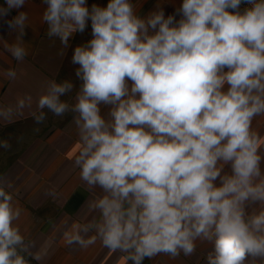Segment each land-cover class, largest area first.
<instances>
[{
  "label": "clouds",
  "instance_id": "obj_1",
  "mask_svg": "<svg viewBox=\"0 0 264 264\" xmlns=\"http://www.w3.org/2000/svg\"><path fill=\"white\" fill-rule=\"evenodd\" d=\"M27 3H0L17 61L28 55ZM43 3L50 39L69 47L89 27L91 37L72 48L75 81L48 80L35 109L31 95L0 104V122L25 108L36 125L72 114V164L93 198L66 245L99 242L144 264L206 244L204 264H264V143L253 129L264 117V0H181L173 14L143 15L133 0ZM13 187L0 176V264H30L42 256L16 223Z\"/></svg>",
  "mask_w": 264,
  "mask_h": 264
},
{
  "label": "crops",
  "instance_id": "obj_2",
  "mask_svg": "<svg viewBox=\"0 0 264 264\" xmlns=\"http://www.w3.org/2000/svg\"><path fill=\"white\" fill-rule=\"evenodd\" d=\"M140 14H146L157 6L166 14H173L181 0H133ZM3 3V0H0ZM89 4L106 5L107 0H88ZM45 9L43 0H28L25 8L29 15V26L25 40L28 55L23 61L15 60L7 51L14 35H9L6 23L0 20V104L15 105L17 100L31 95L33 109L35 101L51 79L75 81L71 64L72 48L91 37V29L77 34L64 47L57 38L47 36V25L42 23ZM17 14L13 10L7 19ZM12 68L15 80L5 76ZM78 84V81H77ZM74 93L64 97L72 100ZM39 127V132L34 129ZM253 129L264 143V117H257ZM0 139L10 140V150L0 149V176L11 180L14 187V203L22 209L18 224L26 242H31L32 251L42 259H30V264H128L121 253H113L99 242L88 249L68 246L64 233L67 226L90 218L89 203L93 198L79 179V170L72 160L78 146L72 114L63 118L48 113L47 120L34 124L30 109L11 123L0 122ZM208 245L199 244L197 253L191 257L181 254L171 258L161 254L144 264H204Z\"/></svg>",
  "mask_w": 264,
  "mask_h": 264
},
{
  "label": "built area",
  "instance_id": "obj_3",
  "mask_svg": "<svg viewBox=\"0 0 264 264\" xmlns=\"http://www.w3.org/2000/svg\"><path fill=\"white\" fill-rule=\"evenodd\" d=\"M242 7H243V5H242Z\"/></svg>",
  "mask_w": 264,
  "mask_h": 264
}]
</instances>
